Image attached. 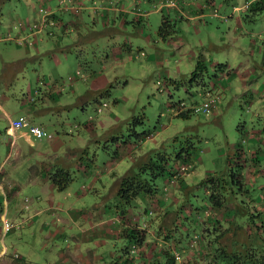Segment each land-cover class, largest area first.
<instances>
[{
  "label": "rangeland",
  "instance_id": "374dc122",
  "mask_svg": "<svg viewBox=\"0 0 264 264\" xmlns=\"http://www.w3.org/2000/svg\"><path fill=\"white\" fill-rule=\"evenodd\" d=\"M33 1L35 4L39 3L40 6L42 0H16L18 7L7 4L3 13L4 16L1 15L2 18H0V27L4 26L5 28L9 22H15L11 17L18 8H22L23 2L24 5L20 14L25 17V4L33 3ZM152 1L154 0H139L142 7L139 9L150 10L157 5L164 10H151L149 14L150 27L158 41L156 42L157 48L167 53V58H164V63L161 65L156 62L157 59H154L152 64L149 63L150 61L146 60V55L132 59L126 58L124 55L123 60H119L115 64L106 58V52L110 50V43L107 44L103 32H92L89 36H85L87 38H74L76 33L74 36H69L61 28L54 27L53 32L55 34L53 35H48L45 30L42 34H38V37H41L45 42L44 45L43 41L38 39L39 50L42 49V53H35L38 56L35 55L32 59L26 60L24 67L18 68L12 77L0 80V89L5 91V94L10 95L11 100H16L21 95H25L31 87L36 90L39 89L41 83H38V77H50L54 82L56 81L57 86L54 88L62 89L72 87L68 83V75L73 74L78 67L83 72H92V70L106 72L110 78L108 86L97 93H92L88 97L85 109H81V107L77 109L76 106L69 105L65 110L61 109L62 112L55 114V119L61 115L64 120H72L69 125H64L66 127L64 131L57 128V131L65 136L68 142L73 143L81 134L80 127H77L78 122H81L79 124L81 126L86 120L88 128L92 133H95L92 135L93 137H87L88 133L86 132L84 148L87 155L86 167L93 166L94 172L100 168L96 171L97 177L94 188L86 187V194L83 197H76L75 192L80 188L81 175L77 173L76 169V171L64 170L69 173L70 180L73 178L72 184L74 182L71 196L68 199H76L78 202L86 203V206L104 198L114 197V200L118 199L117 192L114 195L115 192L112 189L124 175L138 169L140 158L144 155L139 156V152H153L154 150L161 152L168 157V165H175L176 152L180 150L181 146L190 145L191 159L194 163L191 170L185 174L187 185L181 188L179 184H176L172 187L175 182L165 184V175H158L156 178L159 188L156 191L159 194L157 198L161 200L166 197L171 202L172 212L167 214L168 216L163 217L167 213L165 212L159 220L156 210L150 211V213L146 212V209L151 208L153 210V208L149 197L143 192L138 193L132 202V210L139 213L142 220L145 219L151 223V227L135 228L140 233L139 245L144 239H148L138 250L140 258L135 252L131 253L136 257V264H150L148 259L153 258L156 251L158 252L161 248L159 235L154 232L161 223L165 225L173 223L178 226L174 232V236H177V233L180 232L179 228L181 232L185 228L183 215H190L191 210H193L192 216H189L190 221L186 223L191 237L194 231L200 229V225L203 228L216 218H230L232 216V203L225 202L220 207L208 203L207 194L212 184L210 180L204 182L208 173L218 177L221 182L219 189L224 196L235 195L238 203L243 204L245 209L251 204L247 201L251 196L257 199L255 201L257 208L264 210V12L255 14L252 20L250 16L245 15L249 12L248 9H243L247 0H212L213 4L209 8L211 9L209 14L214 15L210 18L206 17L207 24H200L198 20H189L181 15L176 17L173 7L164 6L171 0H156V4ZM192 1L203 4L206 0ZM88 2L86 0L83 4ZM179 2V0H174L178 6L180 5ZM68 3L69 0L63 2L53 0L49 4L52 7L57 5L56 14L61 13L62 18L66 21L75 20V17L71 16V12L65 9V5ZM234 5L240 6L242 10H232ZM215 9L217 10L216 13ZM167 10H170L168 15L173 19H171L172 23L168 28L167 35H165L166 38L163 39L159 37L157 29L161 15H167ZM237 16L241 18L239 24L235 21ZM85 20L88 27H93L91 18L88 20L87 17ZM132 27L133 24L130 23L127 31L130 32L128 33L130 36L134 37L135 34L131 33ZM209 31L214 45L208 40ZM86 32L88 31L85 30L84 35ZM0 33L6 36L7 32L2 29ZM169 36L178 37L179 47L167 44ZM9 42L8 40L1 41L0 50L7 47L8 45L5 46V43L10 44ZM78 42L84 46L78 48ZM201 42H204L203 46ZM56 43H58V47ZM132 43L136 45L133 39ZM66 45L68 47L65 48ZM60 46L61 48H59ZM133 49L132 53H135L136 46H133ZM79 50H82V53L77 59L76 54ZM199 52H202V56L208 62L207 72L210 75L205 73L204 77L209 80L211 91H220L224 84L229 87L224 90L225 92L219 100V107L215 111L207 113L197 110L186 117H181L176 115V112L179 111L178 107L182 102L185 103V106L194 103L198 105L202 99V96L196 91L195 84L189 82L190 71L195 66L196 56ZM52 53L55 56L52 57ZM192 55L196 56L193 57ZM54 57H57L59 61H56ZM210 61L217 63L213 66ZM248 62L255 66V71L251 75H247V79L241 77L245 84L243 85L235 71L238 70L240 64L245 65L247 63L248 65ZM162 70H168L169 74H158ZM112 72L113 74H110ZM77 80L73 88H76L78 84L81 86L86 84L87 86L90 82L88 77L86 80ZM67 89L62 90L65 96L68 95ZM39 96H35V100ZM66 98L69 99V96ZM81 115L84 117L83 119L79 117ZM139 116L143 117L142 123L137 121ZM0 129L3 130V128ZM46 130L52 135L57 133L56 129L49 126ZM43 138H47V136H43ZM6 139V134L2 132L0 160L4 158L7 150ZM15 148L16 145L11 146L9 157L2 166L9 171L11 178L17 179L24 174L26 168H22L21 161L14 160ZM248 148L253 149V152L247 151ZM240 149L245 151L248 159L250 158L248 160L249 165L246 166L247 169L242 171L237 164H234L237 161L235 153ZM24 152L27 155L23 157V161L30 156L38 159L43 157L41 154L32 153L28 149H24ZM127 152L133 156L132 159L126 157L128 156ZM107 153L111 156L120 157L114 173L105 170V167L108 166L106 162ZM254 155L258 157L255 159ZM240 161L239 159V163ZM230 167L233 168V171L237 168L241 174H244L245 181L242 183L241 190L237 184L232 183V178L228 176ZM261 172L262 176L259 175ZM256 174L260 177L255 178ZM77 180H79L78 183H76ZM86 183L89 182L86 181ZM69 184L71 185V182ZM164 185L165 188L163 189ZM230 186H232L234 194L230 192ZM84 189L80 188V192ZM21 192L22 198H29V196L34 195L30 189L24 187ZM162 195L164 196L162 197ZM116 202L118 204L120 200ZM154 205L158 207V202H155ZM248 214L246 213L245 216ZM248 218L250 219L251 215H248ZM253 220L256 224L263 225L264 214L254 216ZM240 224L242 223L240 222ZM251 228L247 229L249 233L252 232ZM165 232L162 234L164 235ZM141 234H146L145 238ZM241 235L245 238L247 236L246 231L245 233L244 231L240 232L238 228L233 227L221 239L227 240L228 237H240ZM3 237L4 239L0 228V244L2 241L8 244L14 235L9 234ZM113 242V240H108L106 244L99 247V252H109L115 249L118 254L121 247L127 245L128 239L120 240L116 248ZM170 242L172 246H175V238H172ZM18 246L24 251L25 248L22 245ZM203 247L202 234L194 233V238L187 240L184 248H182L183 256L180 255L178 259L183 261L185 258H190L198 254ZM47 248L48 246L43 248V251ZM107 260V264H127L126 261L124 263L117 262L116 257L111 255H108Z\"/></svg>",
  "mask_w": 264,
  "mask_h": 264
},
{
  "label": "crops",
  "instance_id": "0c3cea01",
  "mask_svg": "<svg viewBox=\"0 0 264 264\" xmlns=\"http://www.w3.org/2000/svg\"><path fill=\"white\" fill-rule=\"evenodd\" d=\"M52 1L45 0L43 6L47 9L46 18L48 20L54 19L55 23L51 24L48 22L37 33H32L31 26L34 22L42 19L43 12L40 10L41 5L39 6V3L35 4V1L25 4V17L20 14V10L24 5L23 2L22 8H18L14 12L13 17H11L16 23L12 21L5 28L4 26L0 27V30L3 29L7 32L6 36L0 33V43L3 40L10 41V44L5 43V46L8 45L7 47L0 50V80L12 77L18 68L24 67L26 60H30L35 55L38 56V53H42L43 50H39L38 39L41 42L43 39L39 38L38 34H42L43 30H45L48 35H53L55 34L53 32L54 27L61 28L69 36H74L76 33L74 38H87L85 36H89L92 32H103L107 44L110 43V50L106 52V58L115 64L119 60H123L124 55L129 59L146 55V60L150 61L149 63L157 59L156 62L160 65L164 63V58H167V53L157 48L156 42L158 41L149 23L151 10L164 11L161 6L155 5L153 9L146 10L139 9L142 8L139 0H134V3H132V0H128V2L127 0H87L89 2L86 4H83L86 0H71L75 3L78 2L76 4H79L82 9L78 14L71 13L75 20L66 21L62 18L63 15L61 13H58L59 15L56 14L57 5L52 7L49 4ZM54 1L57 2V0ZM179 1V6L176 4L169 5V3L164 5L169 8L173 7L176 17L181 15L189 20H198L200 24H207L206 17L210 18L214 15L209 14V11H211L209 8L213 4L212 0H206L203 4L192 0ZM251 1L253 0H247L248 3ZM152 2L156 4V0ZM7 4L18 7L16 0H0V18L4 16L3 13ZM245 4L243 9L247 8ZM137 5L140 6L137 7ZM232 10L242 9L240 6L234 5ZM215 11L217 12L216 9ZM169 13L170 10H167V15L162 14L160 19V23L164 18L168 20L169 25L165 27L168 31L172 23L171 19H173V17L168 15ZM87 17L88 20L91 18L94 28L88 27L85 20ZM235 21L239 24L241 21L240 16H237ZM130 23L133 24L131 33L135 34L134 37L130 36L128 34L130 32L127 31ZM85 30L88 32L84 35ZM148 30L150 32H147ZM157 31L160 38H166L167 32L162 34L158 29ZM132 39L136 42V45H133ZM167 39L169 46L179 47L180 41L177 36H169ZM208 40L210 43H214L210 36V31L208 32ZM28 42L31 43L28 44ZM42 43L45 45L44 41ZM201 45L203 46L204 42H201ZM56 46L58 47V43H56ZM82 46L84 44L78 42V48ZM133 46H136L135 53H132L134 50ZM77 52L76 57L78 59L82 50ZM53 56H55L54 53H52ZM54 58L59 61L57 57ZM198 58L202 59L206 64L208 63L202 56V52H199L196 60L194 59L195 63ZM210 63L214 66L217 62L210 61ZM248 65L247 63L245 65L240 64L238 70L235 71L243 85L245 84L242 78L247 79L246 76L251 75L255 71V66L251 62H248ZM81 72L84 78L78 79L86 80L88 77L90 82L87 86L86 84H83V86L78 84L76 88H73V85L78 81L76 79L72 87H66L68 88L66 92H68L67 96H69V99L62 92L66 88H54L57 86L56 81L54 82L49 77L52 81L50 83L47 76L38 77V83H41L38 90L31 87L25 95H21L16 100H11L10 95L5 94V91L0 89V128H3L0 131V137L2 132L7 136L5 141L7 150L4 158L0 160V217L5 213L9 218L21 221L19 228L12 229L4 234V236L14 235V238L8 244L5 241H2L3 245L0 244V264H107L108 255L116 257L117 262L124 263L126 261L127 264H136V257L131 253L135 252L137 257L140 258L138 250L148 240L144 239L139 245V239L133 237L132 229L151 227V223L145 221V219L142 220L140 214L134 212L131 206L126 207L123 211L121 202L117 204L116 201L118 199L115 198L116 200H114V197L97 200L86 206V203L78 202L76 199H68L74 187V182L72 184L73 178L69 179L70 181L62 188H59L56 184V180L63 178L64 170L76 169L77 173L81 175L80 188L85 189L80 192L79 188L75 192V196L83 197L86 194V187L94 188L97 177L96 171L100 169L97 168L94 172L93 166H91L92 168L86 167L87 155L84 149L86 132L88 133L87 137H93L92 135L95 134L88 128L86 120L81 126L79 125L81 122H78L77 127H80L81 134L77 136L73 143L68 142V139L57 131V128L64 131L66 128L64 125H69L72 120H64L61 115H58V118L55 119L56 113L62 112L61 109L65 110L69 105L76 106L77 109L80 107L85 109L88 97L92 93H97L107 87L110 81V78L103 70ZM110 74H113V72ZM158 74L165 75L169 73L168 70H162ZM228 87L226 84L223 85L220 90L221 96H223L224 90ZM35 96H39L38 99L35 100ZM21 115L27 116L30 121L42 125L46 129L48 126L56 129L57 133L51 137L43 138L36 137L22 128L11 127L10 120ZM67 116L69 117V115ZM83 116L79 117L83 119ZM14 145H16L14 160L21 161L22 168H26L24 174L19 176V178L17 177V179L11 178L9 171L2 166L9 157L11 146ZM24 149H28L32 153L41 154L43 157L38 159L30 156L23 161V157L27 155ZM252 150L248 148L247 151L253 152ZM145 153L146 151H141L138 155L142 156ZM126 154L128 155L126 156L127 158L132 159L133 156L130 153L127 152ZM119 158L117 155L111 156L108 154L106 158L108 166L105 167V170L114 173ZM167 180L168 176H165V183L169 182ZM86 181L89 183L87 184ZM70 182L71 185L69 184ZM171 182H175L172 187L176 184H179L181 188L187 185L185 174L184 176L182 175V178ZM23 187L30 189L34 195L32 197L29 196V198H22L21 190ZM117 188L118 184L112 189L115 192L114 195ZM158 195L157 193L146 194L149 197V201L152 202L151 206L153 208V210L151 208L149 210L146 209V212L150 213V211L156 210V215L160 220L161 215L167 212L163 216L166 217L172 211L170 200L168 198L159 200L157 198ZM155 202H158V207H155ZM60 204L61 206H59ZM164 225L161 223L159 231H154L159 235L160 244L164 236L162 232H165L167 228ZM141 236L145 238L146 234ZM2 238L4 239V237ZM122 239H128V243L121 247V254H117L115 249L109 252H99V247L106 244L108 240H113V245L116 248ZM18 245H22L25 248L24 251ZM3 246H5V251ZM46 246H48L47 251H43ZM14 252H18L19 256H14ZM156 253L158 252L156 251ZM41 256L44 257L42 258Z\"/></svg>",
  "mask_w": 264,
  "mask_h": 264
},
{
  "label": "trees",
  "instance_id": "16d2710c",
  "mask_svg": "<svg viewBox=\"0 0 264 264\" xmlns=\"http://www.w3.org/2000/svg\"><path fill=\"white\" fill-rule=\"evenodd\" d=\"M247 9L249 12L245 15H247L248 17L250 16V19L253 20L255 14L264 12V0L251 1L250 3H248ZM167 25H169L168 20H165L164 18L158 28L160 33L164 34L165 32H168V30H166L165 28L167 27ZM207 68L208 66L206 62L198 58L194 68L190 72L189 82L190 84H195L197 88L196 91L198 93L200 90L202 92L207 90L211 91V88L209 86L210 82L204 77L205 73L208 74ZM216 92L220 93L221 98V92ZM200 95L202 96V94ZM181 105H179L178 107L179 111L176 112V115L178 116L186 117L191 112L197 111L195 103L190 106H185V103L182 102ZM137 121L139 123H142L143 117L139 116ZM0 131H2V129H0ZM189 147L190 145H188L187 147L181 146L180 150L176 152L174 161L175 165H168V157L161 152L155 150L153 152H146L140 158L138 169L133 170L132 173H129L128 175H124V177H122L118 183V188L116 191L117 198L118 200H120L123 206V211L126 209V207L132 206V202L138 193L143 192L145 194H155L156 191L159 190L156 183V178L158 177V175L168 176V181L171 182L174 176L173 170L180 163H189L192 167L194 161L191 159V152ZM235 156H237V161L234 164H237L241 171L247 169L246 166L249 165L248 160H250V158H247L245 151L243 149L237 150ZM257 157L258 156L255 155V159ZM239 159L241 160L240 163ZM228 173V176L232 178V183L237 184L240 187L239 189L241 190L242 183H244L243 181H245V178L243 176L244 174H241V172H239L237 168L235 169V171H233L232 167H230V171H228ZM68 175L69 173L64 171V177L61 180H56V184L59 188H62L67 184V182L69 181ZM259 175L262 176V172ZM259 175L256 174L254 177L257 178V176ZM180 178H182V176L177 177L176 180ZM207 180L212 181L210 190H208L207 194V199L209 201L208 203H210V205L218 207L222 206L225 202L232 203V216L230 218H216L212 221V223L207 224L203 228L200 225V229L194 231L192 236L190 237L189 230L186 225V223L190 221V217L193 213V210L190 209V215H183V226L185 228L182 232L179 228V231L181 233L178 232L177 236H174V232L176 231L175 229H177L178 226L173 223L164 225L165 228H167L162 238L163 241L160 244L161 248L158 250V253L154 254L153 258L149 259L150 264H264V224H256L253 220L254 216L264 214V210H262L261 208H257V204H255V201L257 199L250 196L249 200L247 201L251 204L250 206L248 205L247 209H245L243 204L241 205L238 203L237 197L235 195L226 197L222 194V191L219 189L221 182L218 177L213 176L211 173H208L207 176H205L204 182H206ZM164 188L165 185L163 189ZM230 188V192L233 193L234 191L232 189V186H230ZM163 196L164 195H162V197ZM246 213H249V216L251 215L250 219L248 218V215L245 216ZM240 222L242 224H240ZM246 224L248 227L246 226ZM233 227L238 228L240 232L244 231L245 233L246 231L247 236H245V238L242 235L240 237L231 236L228 237L229 239L227 240H222L221 238L225 236L226 232L233 229ZM250 227H252V232L249 233L247 229H249ZM158 229H160V226L156 228V231H159ZM131 233L133 234L134 238L136 237V239H139L140 233L137 232V229H132ZM194 233L202 234L204 247L198 252V254L180 261L178 257H180V255L183 256L182 248H184L187 240H192V238H194ZM172 238H175V246H172V243L170 242Z\"/></svg>",
  "mask_w": 264,
  "mask_h": 264
},
{
  "label": "built area",
  "instance_id": "2783aa9c",
  "mask_svg": "<svg viewBox=\"0 0 264 264\" xmlns=\"http://www.w3.org/2000/svg\"><path fill=\"white\" fill-rule=\"evenodd\" d=\"M61 1L63 2L64 0H61ZM75 1H77V0H75ZM76 3H78V2H76ZM76 3L72 2L70 0L69 3L65 5V9L70 10V12L74 13V14L80 13L82 7ZM168 3H169V5H175L174 0H171ZM247 5H248V2L245 4V6H247ZM40 10L43 12V16H42L41 20L36 21L32 24L31 31L33 34L37 33V31L43 25L47 24L48 22L51 24L55 23L54 19L48 20L46 18L47 9L45 6H43V1H41ZM215 13H216V11H215ZM30 43L31 42H28V44H30ZM78 78H84L82 72L79 69H77L73 74L68 75L69 85L72 86L75 83V80ZM199 93L202 94V99L199 101V104L195 106L197 110H201L203 112L208 113V112L215 111L219 107V100H220V93L219 92L209 91V90L202 92L200 90ZM10 125L13 128H22V129L26 130L28 133H30L36 137H43V136L51 137L52 136V134L48 133L47 130L42 125H39L37 123L30 121L29 118L25 115H21L17 118L11 119ZM190 167H191V164H189V163H180L173 170L174 176H173L172 180H176L177 177L184 175L186 172H188L190 170ZM0 220H1V235H2V237L4 236V234L6 232H8L12 229H15V228H19L21 225L20 221L12 220L5 213L1 215ZM3 247H4V251H5L6 250L5 246H3ZM13 254L16 257L19 256L18 252H14Z\"/></svg>",
  "mask_w": 264,
  "mask_h": 264
}]
</instances>
